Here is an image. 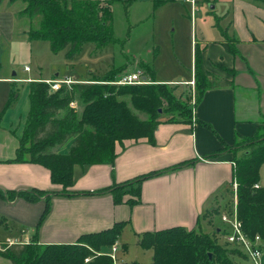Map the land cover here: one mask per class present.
<instances>
[{
    "label": "trees",
    "instance_id": "16d2710c",
    "mask_svg": "<svg viewBox=\"0 0 264 264\" xmlns=\"http://www.w3.org/2000/svg\"><path fill=\"white\" fill-rule=\"evenodd\" d=\"M11 4L22 2L26 7L20 15L31 21L39 19L38 26L27 32L29 41H47L53 53L66 49L68 58L78 55L83 46L93 44L97 51L117 42L114 37L113 3L115 0H8ZM226 51L238 55L233 42H223ZM149 71H152L149 68ZM109 75L102 81L90 80L63 84L53 91L45 81L31 82L30 111L24 127L29 149L22 148V138L17 151V161H29L47 168L52 182L60 185L59 192L5 191L0 189V199L14 202L24 199L30 203L46 202L43 219L52 210L56 197L77 198L110 194L116 204L126 201L130 206L141 202L142 182L161 174L187 166L182 164L164 172L142 176L133 181L115 185L96 193L72 191L76 166L113 164L118 156L116 146L128 140L148 139L154 143L155 131L161 124L192 123L191 108L176 95L178 87L158 84L116 85ZM206 71L199 53L195 57V77L199 83L198 104L209 89L218 87ZM114 83V84H111ZM220 86H232L224 82ZM78 105L82 112L74 108ZM200 125L210 126L200 122ZM260 128L254 137L244 139L253 147L242 159L235 160L234 181L238 183V213L245 233L259 235L264 241V188L260 185V172L264 165V134ZM68 147L66 153L61 151ZM29 158H25V154ZM222 202L230 205L234 199L231 188L220 195ZM225 205V206H226ZM221 205L210 212L218 215ZM223 209V208H222ZM206 215H204L205 217ZM204 217L198 220L201 225ZM210 223H213L211 221ZM7 219L0 217V228ZM125 223L112 228L81 236L75 244L40 245L34 236L29 244L16 245L1 252L11 264H114L108 253L120 241ZM225 230L213 235L199 233L185 227H174L142 235L139 245L153 251L152 264H236L235 258H244L235 249L219 243ZM124 245L123 247H125ZM86 259L90 262L86 263ZM139 264V263H134Z\"/></svg>",
    "mask_w": 264,
    "mask_h": 264
},
{
    "label": "crops",
    "instance_id": "0c3cea01",
    "mask_svg": "<svg viewBox=\"0 0 264 264\" xmlns=\"http://www.w3.org/2000/svg\"><path fill=\"white\" fill-rule=\"evenodd\" d=\"M220 4L224 6L215 16V34L208 37L201 32L200 43L193 49V56L200 54L211 74L209 79L218 87L206 91L194 106L192 123L159 125L154 143L141 139L125 141L123 146L118 144L113 164L76 166L72 191L96 193L182 164L187 166L142 182L141 202L134 206L126 203L130 196L122 204H116L110 194L56 197L51 212L43 219L45 200L30 203L24 199L14 202L0 199V217L7 219L6 227L0 228L5 232L0 241L15 239L30 243L35 236L40 245L75 244L85 234L125 223L118 251L127 252L131 237L139 244L142 235L148 232L174 227L205 232L203 222L198 226V220L216 207L217 199L226 189H232L234 182L235 156L226 148L256 136L264 126V0H215L212 11ZM6 19L9 20L8 13H0V21ZM228 39L238 49V55L226 51L223 42ZM193 66L190 80H154L158 84H188L195 79V60ZM135 73L138 72L131 74ZM224 82H231L232 86H220ZM19 147L20 136L0 126V189L61 191L62 187L52 182L47 168L16 160ZM67 151L68 147L61 152ZM221 214V225L216 230L226 228ZM212 225L208 223L207 227ZM146 252L153 255V251Z\"/></svg>",
    "mask_w": 264,
    "mask_h": 264
},
{
    "label": "rangeland",
    "instance_id": "374dc122",
    "mask_svg": "<svg viewBox=\"0 0 264 264\" xmlns=\"http://www.w3.org/2000/svg\"><path fill=\"white\" fill-rule=\"evenodd\" d=\"M195 1V13L192 14V5L187 0H115L113 16L117 42L99 51L93 44H86L78 55L70 59L67 56L69 48L55 54L49 42L27 39L29 28L38 26L39 19L31 21L20 15L26 7L24 3L11 4L7 0H0V13H8L9 16V20L0 21V126L20 136L21 147L29 149L24 139L25 119L31 107V84L23 81L27 79L49 80L62 86L64 82L102 81L106 76L114 78L116 74L115 80L118 81L127 74L141 71L150 77L149 81L190 80L194 75L193 49L195 51L200 43L201 32L208 37L215 34V16L221 13L224 6L220 4L212 11L211 4L215 0H211V4L208 0ZM15 79L21 81L15 82ZM170 87H178L176 95L190 106L193 116L199 92L196 77L188 84ZM74 108L82 112L77 104ZM263 134L264 126L261 136ZM245 141L239 140L234 147L226 148L235 156V160L242 159L248 151L253 150L250 143ZM25 158H29L27 153ZM260 184L264 188V165L260 172ZM225 203L219 197L216 205L222 206L218 215L208 213L202 220L205 232H213L210 235L221 225V210L228 206ZM211 221L213 225L207 227ZM197 231L206 234L201 229ZM0 232L2 240L5 232ZM219 241L226 247L223 235L219 236ZM127 244V252L120 250L117 253L118 264H152L153 255L143 250L134 237ZM234 261L236 264H253L245 257L235 258ZM0 264L11 263L0 256Z\"/></svg>",
    "mask_w": 264,
    "mask_h": 264
},
{
    "label": "built area",
    "instance_id": "2783aa9c",
    "mask_svg": "<svg viewBox=\"0 0 264 264\" xmlns=\"http://www.w3.org/2000/svg\"><path fill=\"white\" fill-rule=\"evenodd\" d=\"M188 3L192 5V14L195 13V0H187ZM29 70V69H27ZM145 74L141 71L135 74L126 75L119 82H116V85H149L151 82L144 79ZM49 85H51V89L53 91H58L61 88V83L58 82H50L47 81ZM65 84H69V82H64ZM235 165V164H234ZM256 189L260 188V185L255 186ZM232 191L234 194V199L231 204L226 206L223 213L221 214V220L223 224L226 226L225 231L227 232L225 235L226 244L230 246L232 249L240 251L245 259L252 262L253 264H263V256H264V241L262 238L257 235L255 238L249 237L245 231L242 221L239 218L238 213V183L234 181L232 184ZM29 243H22L21 241H17L15 239H7L5 241H0V251L4 252L16 245H24ZM118 243L111 249L108 253L109 257L112 259L114 264H118L119 260L117 257L118 253ZM86 263L90 262V259L85 260Z\"/></svg>",
    "mask_w": 264,
    "mask_h": 264
},
{
    "label": "water",
    "instance_id": "95a60500",
    "mask_svg": "<svg viewBox=\"0 0 264 264\" xmlns=\"http://www.w3.org/2000/svg\"><path fill=\"white\" fill-rule=\"evenodd\" d=\"M144 79H146V77H144Z\"/></svg>",
    "mask_w": 264,
    "mask_h": 264
}]
</instances>
